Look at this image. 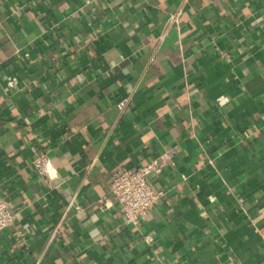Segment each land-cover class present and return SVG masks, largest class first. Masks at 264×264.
Returning a JSON list of instances; mask_svg holds the SVG:
<instances>
[{
    "label": "crops",
    "instance_id": "1",
    "mask_svg": "<svg viewBox=\"0 0 264 264\" xmlns=\"http://www.w3.org/2000/svg\"><path fill=\"white\" fill-rule=\"evenodd\" d=\"M0 184V264H264V0H0Z\"/></svg>",
    "mask_w": 264,
    "mask_h": 264
},
{
    "label": "built area",
    "instance_id": "2",
    "mask_svg": "<svg viewBox=\"0 0 264 264\" xmlns=\"http://www.w3.org/2000/svg\"><path fill=\"white\" fill-rule=\"evenodd\" d=\"M173 20L178 22V15L173 16ZM130 102L129 98L118 103V107L123 110ZM172 155L166 153L157 159L148 162L141 167H121L112 177L111 192L115 202L120 206L124 214L125 223L136 225L149 211L154 209L164 192L156 188L153 182H150L148 176L151 173H160L166 166L173 164ZM44 161L47 162L45 168H41L35 161L38 173L47 176L50 180L56 177L46 155H43ZM2 185L0 184V232L6 229L15 220L13 210L9 202L2 194ZM103 202V200H100ZM264 216V209L261 210L260 217ZM264 239V231L260 228L255 229Z\"/></svg>",
    "mask_w": 264,
    "mask_h": 264
}]
</instances>
